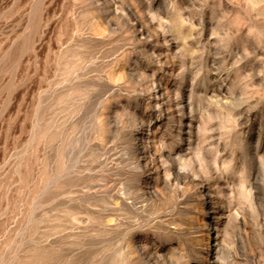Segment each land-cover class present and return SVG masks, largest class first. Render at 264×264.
I'll use <instances>...</instances> for the list:
<instances>
[{"label": "rangeland", "instance_id": "1", "mask_svg": "<svg viewBox=\"0 0 264 264\" xmlns=\"http://www.w3.org/2000/svg\"><path fill=\"white\" fill-rule=\"evenodd\" d=\"M192 178L264 264V0H0V264H213Z\"/></svg>", "mask_w": 264, "mask_h": 264}, {"label": "bare ground", "instance_id": "2", "mask_svg": "<svg viewBox=\"0 0 264 264\" xmlns=\"http://www.w3.org/2000/svg\"><path fill=\"white\" fill-rule=\"evenodd\" d=\"M158 84L156 85V83H155V87L153 89L152 96H151L152 102L151 101L150 102L153 104V106H156L157 108H159L162 111V114L167 113V115L169 117L171 115H172V117L175 116V112H179L178 114L183 116L185 114V109L187 107L185 100L181 97V95L179 96V98L175 97L176 99H172V100L170 98H168V99L164 98L163 93H161V90H162L161 86ZM180 122L182 124L183 118H180ZM189 126H191V124ZM191 133L192 132L188 131V135H185V137L181 136L182 140L190 142L191 137H192ZM135 135L137 138L140 139V141H143L144 138H146L145 133L141 132L140 129H138V132L135 133ZM136 149L138 151H140V154L145 158L152 153V150H151L150 146H148V145L143 146L142 149H140L139 146L137 145ZM149 157H151V156H149ZM155 166H156L155 169L159 170V166L158 165H155ZM187 178H188V176L180 177V180L181 179L186 180ZM190 182L193 184L194 187L199 188V191H200V197L196 199L199 201L200 204H197L196 206L201 207L200 212L205 215V219H207L208 220L207 222H209L206 224H210V225L213 224V228L216 230L215 235H213V233L210 232V230L207 228V225L205 224L206 225L205 230H207L208 232L206 233L204 231L206 234L204 233L202 235H199V236L206 235V236H208V239H209L207 242L208 246L203 248L206 260L208 262L211 261L213 264H220V260H221L222 253H223V250H222L223 247L221 244V237L218 233L219 231H217V230H219V224L221 222L220 218L222 216L220 215V213H218L219 215L214 214L213 216H211L212 212H214L215 207H217L218 201L216 202L215 206H212L213 207L212 210L209 209L210 208L209 203H211L210 202L211 196L209 197V199L207 198L206 200L201 201V198L204 195H206V194L209 195V190L211 189V187L209 186V183L205 182L204 180H200L199 178H192V179H190ZM196 232H199V230H197ZM201 232H203V231H201ZM212 245H214V248L212 247Z\"/></svg>", "mask_w": 264, "mask_h": 264}]
</instances>
